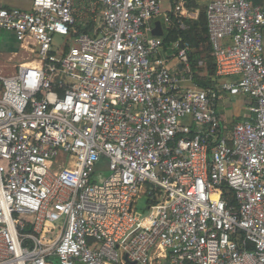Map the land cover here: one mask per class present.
<instances>
[{
	"label": "built area",
	"instance_id": "2783aa9c",
	"mask_svg": "<svg viewBox=\"0 0 264 264\" xmlns=\"http://www.w3.org/2000/svg\"><path fill=\"white\" fill-rule=\"evenodd\" d=\"M168 1L0 9L32 57L0 67V264H264V5L207 2L214 79L236 81L202 89L189 44L150 35L196 20ZM225 92L253 101L230 128Z\"/></svg>",
	"mask_w": 264,
	"mask_h": 264
},
{
	"label": "trees",
	"instance_id": "16d2710c",
	"mask_svg": "<svg viewBox=\"0 0 264 264\" xmlns=\"http://www.w3.org/2000/svg\"><path fill=\"white\" fill-rule=\"evenodd\" d=\"M253 5H264V0H254ZM205 7L195 21L182 20L185 30L178 28V21L171 20L168 29L162 38V47L168 51L176 41L186 42L191 48L189 60L194 76V82L202 89H215L217 81L214 79L215 63L211 50L205 21ZM81 33H84L81 31ZM201 61L204 66L198 68L197 62Z\"/></svg>",
	"mask_w": 264,
	"mask_h": 264
},
{
	"label": "crops",
	"instance_id": "0c3cea01",
	"mask_svg": "<svg viewBox=\"0 0 264 264\" xmlns=\"http://www.w3.org/2000/svg\"><path fill=\"white\" fill-rule=\"evenodd\" d=\"M164 6L162 8V13H165L168 8V0H164ZM32 0H0V9H19L23 11H29L31 8ZM166 5V8H165ZM160 21V20H155ZM161 22V21H160ZM1 32V31H0ZM263 35V59H264V30ZM227 40H225L226 42ZM0 51L5 53H12L13 56H17L19 52L25 53L19 48L18 43L15 41L14 37L10 33L1 32L0 33ZM28 60L24 59L19 64L27 63ZM18 64V65H19ZM4 72V69L1 68ZM5 74V73H4ZM234 78H222L217 80V86L220 85H230L235 83ZM253 104L252 99L243 96H230L227 92L220 95V99L217 102V113L221 119L223 126L230 128L236 123L244 120H248L251 116L249 109Z\"/></svg>",
	"mask_w": 264,
	"mask_h": 264
},
{
	"label": "rangeland",
	"instance_id": "374dc122",
	"mask_svg": "<svg viewBox=\"0 0 264 264\" xmlns=\"http://www.w3.org/2000/svg\"><path fill=\"white\" fill-rule=\"evenodd\" d=\"M208 1L209 0H195L196 6H197L196 7L197 8V16H196L197 18H196V20L198 19L199 14L203 11V9H204V7H205V5L207 4ZM164 2L165 1L163 0V6H164ZM165 8H166V5H165ZM153 20L154 21L155 20L162 21L163 20V15L156 16ZM152 25H153V23L151 21L149 26H152ZM145 34L149 35L148 29L145 31ZM54 40H55V45L56 46H60L61 45V38L55 37ZM69 46H72V41H69ZM31 58H32L31 56H29L27 53H23L22 51L19 52L17 54V56H13L12 53H5V52H1L0 51V67L4 69L5 75H11V74H14L15 68L18 66L19 63H21L22 60H24V59L29 60ZM176 64L177 63H176V61L174 59H172V61H170V63H168V67L172 70V72H175L174 66ZM137 211H140V212L143 211V204L142 203H140L139 206L137 207ZM88 242H89V244L92 243V241H90V240Z\"/></svg>",
	"mask_w": 264,
	"mask_h": 264
},
{
	"label": "water",
	"instance_id": "95a60500",
	"mask_svg": "<svg viewBox=\"0 0 264 264\" xmlns=\"http://www.w3.org/2000/svg\"><path fill=\"white\" fill-rule=\"evenodd\" d=\"M153 26L154 27L151 30L150 35L153 36V37H157V38H163L164 32L162 30L160 21H155ZM177 69L180 71L181 67L178 66Z\"/></svg>",
	"mask_w": 264,
	"mask_h": 264
}]
</instances>
